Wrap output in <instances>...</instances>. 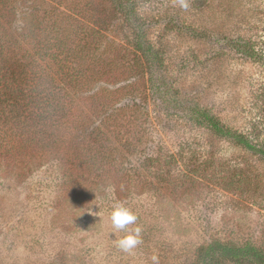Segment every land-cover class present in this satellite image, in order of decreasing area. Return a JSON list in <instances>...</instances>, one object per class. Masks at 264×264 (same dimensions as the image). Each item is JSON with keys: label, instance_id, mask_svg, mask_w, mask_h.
Returning <instances> with one entry per match:
<instances>
[{"label": "rangeland", "instance_id": "rangeland-1", "mask_svg": "<svg viewBox=\"0 0 264 264\" xmlns=\"http://www.w3.org/2000/svg\"><path fill=\"white\" fill-rule=\"evenodd\" d=\"M6 2L0 37L7 26L24 47L29 24L59 15L63 36L110 68L94 90L73 91L65 143L21 161L0 149V264H193L212 240L264 247V162L190 123L177 105H201L242 132L255 123L264 63L233 41L264 45V0H130L158 65L136 57L133 26L111 3ZM12 54L20 60L23 50ZM99 139L110 149L105 161L92 159ZM117 204L137 217L126 230L112 224ZM136 228L142 242L121 250Z\"/></svg>", "mask_w": 264, "mask_h": 264}, {"label": "trees", "instance_id": "trees-1", "mask_svg": "<svg viewBox=\"0 0 264 264\" xmlns=\"http://www.w3.org/2000/svg\"><path fill=\"white\" fill-rule=\"evenodd\" d=\"M103 1L111 3L117 11L125 14L133 26V48L136 57H145L153 65L160 64L161 52L149 39L139 18L135 19L138 9L130 5V0ZM4 13L1 14L0 25L6 24L3 21ZM58 18L59 22L52 20L54 22L51 24L52 21H46L45 15L36 29L29 24L28 31L31 33L28 34V39H24V47L17 46L18 43L13 41L10 29L2 26L4 32L2 31L0 37V149L6 154L4 156L10 159L19 157L18 160L21 161L25 155L44 156L59 142L65 143L64 137L69 128L67 107L71 108L79 102L81 87L93 89L102 82L100 78L109 73L108 70H102L105 66L110 68L109 61L94 63L92 54L87 51L90 47L78 43L81 40L75 41L73 35L63 36L59 15ZM73 20L74 24L80 25L77 20ZM94 27L95 35L100 39L102 30H97L95 25ZM233 42L237 43L236 48L241 54L264 63V45L260 46L255 42L241 43V40ZM258 48L261 51L256 50ZM15 49L23 50L20 60H16L12 54ZM94 53V58L97 59V52ZM102 54V59H108L104 52ZM17 62L18 66L15 65ZM13 67L15 69H12ZM162 87H157L154 94L162 96ZM74 90L80 94L73 95ZM260 98L261 101L254 110L257 119L251 127H247V132L226 125L201 105L191 104L187 107L178 100L177 105L190 123L200 129H206L218 138L231 141L242 151L259 157L264 162V96ZM170 101L176 104V100ZM93 134L94 137L100 138L103 132L98 130ZM105 136L106 134L102 138ZM104 140L108 141L107 138ZM104 140H97L101 144L98 151L92 152L95 153L92 157L95 161H98L99 157L105 161ZM105 152H110V149ZM163 174V170H160V175ZM193 264H264V247L260 248L252 243L236 245L212 240L199 247Z\"/></svg>", "mask_w": 264, "mask_h": 264}, {"label": "clouds", "instance_id": "clouds-1", "mask_svg": "<svg viewBox=\"0 0 264 264\" xmlns=\"http://www.w3.org/2000/svg\"><path fill=\"white\" fill-rule=\"evenodd\" d=\"M182 7H187L186 4L181 5ZM137 217L125 206L122 204H117L113 207L111 212V220L115 229L126 230L127 226L135 223ZM140 228H136L132 234L127 235L126 237L118 241V246L121 250L127 252L135 248L140 244L141 236ZM153 261H158V257L155 255L152 257Z\"/></svg>", "mask_w": 264, "mask_h": 264}]
</instances>
